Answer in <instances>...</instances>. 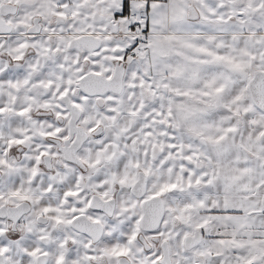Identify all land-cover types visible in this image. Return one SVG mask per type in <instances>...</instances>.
<instances>
[{
	"label": "snow or ice",
	"instance_id": "1",
	"mask_svg": "<svg viewBox=\"0 0 264 264\" xmlns=\"http://www.w3.org/2000/svg\"><path fill=\"white\" fill-rule=\"evenodd\" d=\"M0 264H264V0H0Z\"/></svg>",
	"mask_w": 264,
	"mask_h": 264
}]
</instances>
